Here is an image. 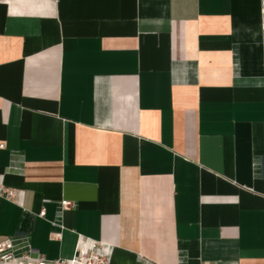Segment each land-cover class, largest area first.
Instances as JSON below:
<instances>
[{
  "label": "crops",
  "instance_id": "1",
  "mask_svg": "<svg viewBox=\"0 0 264 264\" xmlns=\"http://www.w3.org/2000/svg\"><path fill=\"white\" fill-rule=\"evenodd\" d=\"M263 8L0 0V184L16 194L0 241L48 261L82 236L108 264H264Z\"/></svg>",
  "mask_w": 264,
  "mask_h": 264
},
{
  "label": "built area",
  "instance_id": "2",
  "mask_svg": "<svg viewBox=\"0 0 264 264\" xmlns=\"http://www.w3.org/2000/svg\"><path fill=\"white\" fill-rule=\"evenodd\" d=\"M262 28L264 30V8L262 10ZM4 144H0V148H4ZM15 200V190L7 188L0 184V199ZM73 206L71 200H61V210L68 209ZM46 210L42 209L39 216L45 217ZM54 239L62 240L63 233H57ZM105 246L102 241H94L86 237L80 236L76 253L71 259H61L48 261L43 256H37L33 253L29 242H25L22 248H19L12 238L0 241V264H108L109 259L106 254L102 253Z\"/></svg>",
  "mask_w": 264,
  "mask_h": 264
}]
</instances>
